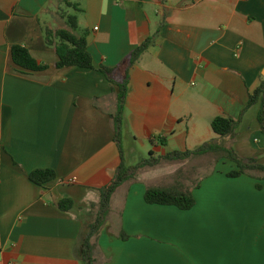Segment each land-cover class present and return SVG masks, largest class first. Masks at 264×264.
<instances>
[{
	"label": "crops",
	"instance_id": "obj_1",
	"mask_svg": "<svg viewBox=\"0 0 264 264\" xmlns=\"http://www.w3.org/2000/svg\"><path fill=\"white\" fill-rule=\"evenodd\" d=\"M69 15L87 33L94 70L56 68L45 30L65 27ZM162 25L129 71L126 164L135 166L127 145L161 157L212 142L264 165L259 104L229 137L211 126L217 117L240 119L264 81V0H0V264H82L81 218L121 165L110 116L117 94L99 69H115L111 80L123 82L129 55ZM14 46L48 69L16 66ZM189 161L195 171L178 175ZM164 164L115 192L98 264H264V181L229 177L238 166L218 153ZM46 169L56 180H30ZM191 184L190 211L145 202L150 187ZM63 199L74 202L69 212L59 208Z\"/></svg>",
	"mask_w": 264,
	"mask_h": 264
},
{
	"label": "trees",
	"instance_id": "obj_2",
	"mask_svg": "<svg viewBox=\"0 0 264 264\" xmlns=\"http://www.w3.org/2000/svg\"><path fill=\"white\" fill-rule=\"evenodd\" d=\"M78 8L77 5H69ZM163 25L158 31L146 39L138 46L128 57V70L123 82H115L110 76L115 72V69H110L105 66L100 67L114 86V92L117 94V108L111 114L113 127L116 133L115 141L117 143L121 165L117 170L114 180L110 185L100 190L101 200L98 204H92L90 212L84 215L81 220L84 223L76 253L82 264H98L96 259L97 241L105 227L108 217L111 212L112 198L119 187L132 182L138 176L140 170L147 167H156L163 163L180 162L187 160L193 156H203L212 153H218L221 158H226L236 163L238 171L230 173L231 178H238L247 175L258 180L264 181V165L259 164L256 160L240 159L235 153L223 146L215 143H206L194 151L185 153L174 152L166 156L154 157L151 154L149 159H146L135 166H128L125 162V152L123 145V132L126 124L127 101L130 92V75L129 71L136 66L142 57L155 45L156 38L161 33ZM79 25L76 16H67L65 18V27L45 30V41L57 54L59 61L56 64L57 69L78 67L81 69H95L92 54L89 51L87 33L78 34ZM12 59L19 68L30 71L40 72L48 69L47 65L40 64L30 52L22 46H14L12 48ZM260 105L258 114V124L260 130L264 133V81L260 86L249 95V100L246 108L242 111L241 117L238 120L225 117H217L212 123V130L216 135L222 138L233 135L241 124L246 112ZM165 145L166 141L161 139ZM56 173L53 170H37L30 175V180L39 186H44L56 180ZM258 189L262 186L258 185ZM145 202L149 205L172 206L182 211H190L196 205L193 192L183 185H177L170 188L150 187L145 193ZM74 207V202L71 199H63L59 203V208L62 211L69 212ZM127 235H123V240H128Z\"/></svg>",
	"mask_w": 264,
	"mask_h": 264
},
{
	"label": "rangeland",
	"instance_id": "obj_3",
	"mask_svg": "<svg viewBox=\"0 0 264 264\" xmlns=\"http://www.w3.org/2000/svg\"><path fill=\"white\" fill-rule=\"evenodd\" d=\"M69 12L72 15H75V10H69ZM78 34L82 35L83 32L81 30H78ZM229 146L230 145L227 144V143H224L223 144V147L226 148V149H229ZM125 149L127 150V157H128L127 162H128L129 165H137L140 162H142L144 159H149L150 158V155L148 153L144 152L141 147H139L138 149H135V151H131V149H129V147L127 145V147L125 146ZM208 159L210 161L212 160L210 158H205V162H209ZM222 159H226V158H222ZM227 160H229V159H227ZM164 165H162V166H164ZM197 165H198L197 162L189 161L184 166H181V168H180V170L178 172V175H181V174L182 175H185L184 173L185 172H188L190 170H194L195 171ZM160 174H161L160 176L164 177V171L162 173H160ZM258 181H259L258 183L260 184L261 183V180H258ZM191 183H193V182H191ZM189 187H190L189 190H191L193 188L192 184Z\"/></svg>",
	"mask_w": 264,
	"mask_h": 264
},
{
	"label": "water",
	"instance_id": "obj_4",
	"mask_svg": "<svg viewBox=\"0 0 264 264\" xmlns=\"http://www.w3.org/2000/svg\"><path fill=\"white\" fill-rule=\"evenodd\" d=\"M263 80H264V74H263Z\"/></svg>",
	"mask_w": 264,
	"mask_h": 264
}]
</instances>
